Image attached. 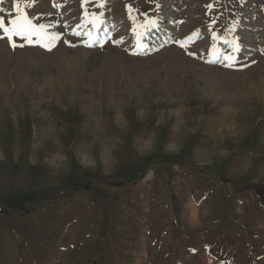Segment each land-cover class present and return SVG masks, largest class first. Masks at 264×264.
I'll list each match as a JSON object with an SVG mask.
<instances>
[{
    "label": "rangeland",
    "instance_id": "obj_1",
    "mask_svg": "<svg viewBox=\"0 0 264 264\" xmlns=\"http://www.w3.org/2000/svg\"><path fill=\"white\" fill-rule=\"evenodd\" d=\"M20 3L59 39L0 31V264H264V0Z\"/></svg>",
    "mask_w": 264,
    "mask_h": 264
},
{
    "label": "snow or ice",
    "instance_id": "obj_2",
    "mask_svg": "<svg viewBox=\"0 0 264 264\" xmlns=\"http://www.w3.org/2000/svg\"><path fill=\"white\" fill-rule=\"evenodd\" d=\"M0 3H3V0H0ZM54 6L56 5L54 4ZM99 6L103 7L104 5L100 4ZM208 7H211V5H208ZM14 8H15V14L12 19L6 20L5 17L0 16V31H2L4 37H6L9 40V42H11L13 48L17 47L14 37H21L25 39L28 43L33 42L32 39L33 37H37L38 39L36 42L41 43L43 47L49 49L51 48V46L55 44V41L59 39V36L57 34L49 35L46 32V27H47L46 25L33 23V20L29 18L27 12L25 11V8L21 6L20 0H16L14 4ZM0 11H3V9H0ZM131 11H132L131 6H129V12ZM92 22L94 24L98 23L99 17L93 16ZM213 38L214 39L217 38L215 34H213ZM232 43H233V52L239 51L238 41H233ZM180 46L185 47V44L181 43ZM216 51L217 50L214 45L213 52L215 53ZM189 54L192 55V53ZM225 60L230 62L227 65L230 67L231 62L235 60V57L233 55H226Z\"/></svg>",
    "mask_w": 264,
    "mask_h": 264
},
{
    "label": "bare ground",
    "instance_id": "obj_3",
    "mask_svg": "<svg viewBox=\"0 0 264 264\" xmlns=\"http://www.w3.org/2000/svg\"><path fill=\"white\" fill-rule=\"evenodd\" d=\"M82 22H85V23H91V24H93V26H92V28H90V25L89 26H86L85 27V31H87V34L89 35V39H91V41H90V43L91 42H94V40L95 39H97V41H98V43H99V41H101L102 39H101V37H100V35H102L103 34V32L102 33H100V34H98V29L100 28V26H102L106 21L104 20V19H99V22L98 23H96V24H94L93 22H92V19H87V18H83V21ZM102 23V24H101ZM96 30H97V32H96ZM97 37H99V38H97ZM106 38H104V40H105ZM96 43V42H95ZM218 53H220L219 51H218ZM216 58H217V54H216ZM211 81V80H210ZM262 81V80H261ZM264 81V80H263ZM212 82V81H211ZM243 97V96H242ZM104 152V151H103ZM105 153V152H104ZM106 158L107 159V157L104 155L103 156V158ZM105 159V160H106Z\"/></svg>",
    "mask_w": 264,
    "mask_h": 264
}]
</instances>
